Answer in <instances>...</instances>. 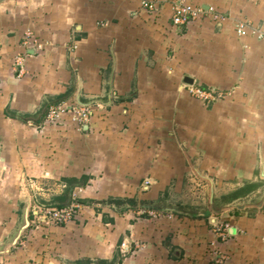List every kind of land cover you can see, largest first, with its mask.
<instances>
[{
  "label": "crops",
  "instance_id": "crops-1",
  "mask_svg": "<svg viewBox=\"0 0 264 264\" xmlns=\"http://www.w3.org/2000/svg\"><path fill=\"white\" fill-rule=\"evenodd\" d=\"M179 1L224 20L174 25ZM238 22L264 0H0V264H264V40ZM30 181L83 208L14 244Z\"/></svg>",
  "mask_w": 264,
  "mask_h": 264
},
{
  "label": "built area",
  "instance_id": "built-area-1",
  "mask_svg": "<svg viewBox=\"0 0 264 264\" xmlns=\"http://www.w3.org/2000/svg\"><path fill=\"white\" fill-rule=\"evenodd\" d=\"M143 6L153 10V4L146 1L143 2ZM212 19L216 23H222L223 16L218 14L214 7H209L205 10L202 6H196L190 3L182 1L175 2L173 7V24L182 25L189 22L197 21L200 18L206 17ZM236 32L238 35L243 36L248 33L254 36L258 40H264V25L254 26L249 25L246 22H238L236 24ZM189 92L205 101H216L221 98V94L215 95L214 92H208L201 88L192 86ZM68 112L74 115V118L81 121H88L90 117V110L88 107H81L76 105H70L65 107L63 104L50 108L45 121L47 123H56L60 114ZM81 188H77L71 194V202L67 206L56 207L49 206L40 203V201H33L29 204V212L32 217L30 221L32 226H63L69 222L75 221L80 217L82 211V205L79 203ZM152 217L157 216V212H150ZM120 251L123 255L130 251L128 243L123 242Z\"/></svg>",
  "mask_w": 264,
  "mask_h": 264
},
{
  "label": "trees",
  "instance_id": "trees-1",
  "mask_svg": "<svg viewBox=\"0 0 264 264\" xmlns=\"http://www.w3.org/2000/svg\"><path fill=\"white\" fill-rule=\"evenodd\" d=\"M108 204L110 205H114V207L116 206H125L126 209L128 208H132L134 209L136 207V200H130V199H109L108 201ZM42 203V202H40ZM44 204V203H42ZM44 205H47V204H44ZM66 206V205H65ZM60 207H63V206H60ZM91 262L88 260V264H90ZM78 264H84L83 262H78ZM98 264H114L113 262H108V261H99Z\"/></svg>",
  "mask_w": 264,
  "mask_h": 264
},
{
  "label": "rangeland",
  "instance_id": "rangeland-1",
  "mask_svg": "<svg viewBox=\"0 0 264 264\" xmlns=\"http://www.w3.org/2000/svg\"><path fill=\"white\" fill-rule=\"evenodd\" d=\"M226 96V94H224V93H221V98L220 99H222V98H224ZM201 99V98H200ZM219 100V99H218ZM205 101V100H204ZM207 102H212V101H207ZM206 102V103H207ZM49 112V111H48ZM48 114V113H47ZM46 117H47V115H46ZM46 119V118H45ZM34 181H30L28 184H27V187L30 189V191H27V196L28 197H32V196H34V198H32L33 200L32 201H37V199H35V197L38 195L37 194V192H41V190L40 189H37V188H35L34 187V183H33ZM34 190L35 191H37L35 194H34ZM36 195V196H35ZM39 202V201H38ZM153 217V216H152ZM153 218H156V217H153Z\"/></svg>",
  "mask_w": 264,
  "mask_h": 264
},
{
  "label": "water",
  "instance_id": "water-1",
  "mask_svg": "<svg viewBox=\"0 0 264 264\" xmlns=\"http://www.w3.org/2000/svg\"><path fill=\"white\" fill-rule=\"evenodd\" d=\"M190 81H191V83H192V80H190ZM263 177H264V174H263ZM28 210H29V207H28ZM29 226H30V221L27 219L26 224L23 226L22 229H20V231L18 232L17 236L15 237L14 242H13L14 244H16V243L18 242V240H19V239L21 238V236H22L23 231H24L25 229H27Z\"/></svg>",
  "mask_w": 264,
  "mask_h": 264
}]
</instances>
